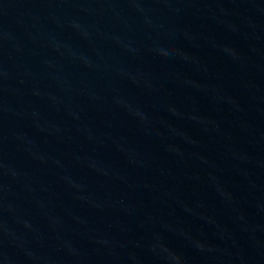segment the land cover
<instances>
[{
    "label": "water",
    "instance_id": "obj_1",
    "mask_svg": "<svg viewBox=\"0 0 264 264\" xmlns=\"http://www.w3.org/2000/svg\"><path fill=\"white\" fill-rule=\"evenodd\" d=\"M0 264H264V0H0Z\"/></svg>",
    "mask_w": 264,
    "mask_h": 264
}]
</instances>
